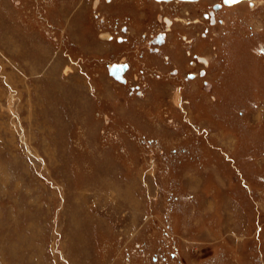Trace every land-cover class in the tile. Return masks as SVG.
Instances as JSON below:
<instances>
[{
  "label": "rangeland",
  "instance_id": "1",
  "mask_svg": "<svg viewBox=\"0 0 264 264\" xmlns=\"http://www.w3.org/2000/svg\"><path fill=\"white\" fill-rule=\"evenodd\" d=\"M97 1L0 0V264H264V0Z\"/></svg>",
  "mask_w": 264,
  "mask_h": 264
},
{
  "label": "flooded vegetation",
  "instance_id": "2",
  "mask_svg": "<svg viewBox=\"0 0 264 264\" xmlns=\"http://www.w3.org/2000/svg\"><path fill=\"white\" fill-rule=\"evenodd\" d=\"M103 1H107V3H110L111 2V4L110 5H113L112 4V1L113 0H103ZM155 4L157 3V4H159V5H162V6H169V7H171V6H173V5H177V6H185V7H187V6H192V5H196L198 2H201L200 0H187V1H182V0H152ZM224 1H226V2H228V4L227 5H225L224 4ZM99 4V6L97 7V9H100V7H101V5H102V2L99 0V1H97V5ZM242 5H244V1L243 0H220V3L219 4H215L214 6H212V7H210V8H208L207 9V11L205 12V13H203L202 15V17H203V19L204 20H211V22L212 23H215V21L217 20L216 18H217V14H218V12H223V11H225V12H231L232 10H236L237 8H239V7H241ZM182 7V8H183ZM185 11H187V10H185ZM159 17V16H158ZM161 18V20H162V24H163V30H161V31H158V32H156L155 34H152L151 35V40H150V43L152 44V46H153V48L151 47V48H149V49H151V51L153 52V53H156V54H159L161 51H160V48H163V47H165L166 46V44H167V34L169 33L170 35L173 33V26L175 25L174 24V22L170 19V18H168V17H160ZM177 22H179V23H181V22H184V20H176ZM187 22V21H186ZM210 21H209V24L208 25H210L211 26V23ZM122 27V26H121ZM216 27V26H215ZM121 32L122 33H125L126 32V27H123L122 29H121ZM206 33H207V29H205V30H203V32H201V35L202 36H204L205 37V35H206ZM102 36H104V37H106V38H108V40H112L111 38V35L110 34H105V35H102ZM145 36V35H144ZM201 36V37H202ZM203 38V37H202ZM186 41H188V38H186ZM116 42H118V43H123V42H126V39H124L123 38V36H117L116 37ZM192 42V41H191ZM188 43H190V42H188ZM147 49V48H146ZM147 52H148V50H147ZM196 57V56H195ZM165 59H167V60H169V58L167 57V58H165ZM202 61H205V60H202L200 57H199V59H198V62L199 63H201V64H203L204 66H206V63L205 62H202ZM114 63H116V64H114ZM114 63H111L113 66H117V67H120V66H118V65H121V66H123V65H125L126 66V68L124 69V71L120 74V76H121V79L123 80V82H122V84H125V82L127 83L128 82V85H130L131 87H129L130 88V94H133V93H135L137 96H141L142 94H141V90H142V88H143V86H140V85H143L142 83H141V81H142V78H144L143 77V75H144V71H140L138 74H136L135 73V81L138 79V80H140L139 82H140V84H132V81L131 80H129V74H130V71H131V68H132V65H131V63L130 62H128V61H121V62H114ZM190 63V62H189ZM192 64V63H191ZM143 70H146V68H145V66H144V69ZM117 71H119V69H117ZM178 74H179V72L177 73L176 72V70H172V71H170V75L171 76H176L177 75V77H178ZM205 74V72L204 71H202V70H200L199 72H198V74H193V73H187L186 74V76H185V78H186V80L187 81H190V80H193L194 78H195V76H199V75H201V76H203ZM140 75V76H139ZM112 77V76H111ZM142 77V78H141ZM156 77H158V76H154V78H156ZM112 80L118 85V86H120L119 85V83L118 82H116L115 80H114V78L112 77ZM128 80V81H127ZM138 82V81H137ZM197 83V82H199V80H193V81H191V82H189V83ZM203 82V81H202ZM205 83V82H204ZM207 83V82H206ZM120 87H122V86H120ZM142 87V88H141Z\"/></svg>",
  "mask_w": 264,
  "mask_h": 264
},
{
  "label": "water",
  "instance_id": "3",
  "mask_svg": "<svg viewBox=\"0 0 264 264\" xmlns=\"http://www.w3.org/2000/svg\"><path fill=\"white\" fill-rule=\"evenodd\" d=\"M182 1H187V0H182ZM117 69H119V71H117ZM124 69H125V67L122 68V67H117V66H110V67H108V73L110 76H112L117 81L123 82L120 74L124 71Z\"/></svg>",
  "mask_w": 264,
  "mask_h": 264
},
{
  "label": "bare ground",
  "instance_id": "4",
  "mask_svg": "<svg viewBox=\"0 0 264 264\" xmlns=\"http://www.w3.org/2000/svg\"><path fill=\"white\" fill-rule=\"evenodd\" d=\"M108 39V38H107Z\"/></svg>",
  "mask_w": 264,
  "mask_h": 264
}]
</instances>
